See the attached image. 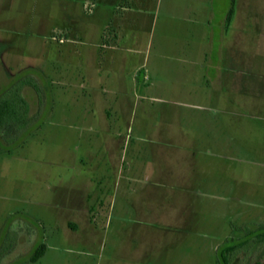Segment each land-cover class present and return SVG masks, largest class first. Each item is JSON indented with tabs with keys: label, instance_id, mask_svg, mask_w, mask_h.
Here are the masks:
<instances>
[{
	"label": "rangeland",
	"instance_id": "rangeland-1",
	"mask_svg": "<svg viewBox=\"0 0 264 264\" xmlns=\"http://www.w3.org/2000/svg\"><path fill=\"white\" fill-rule=\"evenodd\" d=\"M112 1L130 47L99 74ZM143 3L0 0V95L38 84L36 118L0 146V264H217L243 240L230 264H264L247 233L264 227V0ZM226 10L240 52L206 63L185 18L217 32Z\"/></svg>",
	"mask_w": 264,
	"mask_h": 264
},
{
	"label": "crops",
	"instance_id": "crops-1",
	"mask_svg": "<svg viewBox=\"0 0 264 264\" xmlns=\"http://www.w3.org/2000/svg\"><path fill=\"white\" fill-rule=\"evenodd\" d=\"M118 1H112L110 3V7L112 10V14H111V18H110V25L111 29L109 32V36L110 38H113L114 40L107 42V40L105 41V43L102 42L103 40V32L105 30L106 27H104L101 30L98 42H97V47H96V52L99 53V59H100V65H96L99 71V74L101 71H103V69L107 66H113L114 64H118L119 62H123L125 56L121 55V59H117V53L121 50H123V48H125L124 50L126 51L127 48H129V44L128 42L126 43L127 39H131V35L130 34V27H131V20L129 19L130 17L128 16L127 13L130 12V8L128 5L124 4V5H120L121 8H119ZM148 4V0H144V3L142 6L146 7ZM227 13V14H226ZM228 11L226 10V12L224 13V15L219 19L218 21V27H217V32H214L212 30V26L210 25L211 22L213 21V15L209 14L208 15L204 14H198L197 12L193 11V17L191 19H187L185 18V22H189L190 24L193 25V29L197 30L200 29V31H202V36L208 40V50L206 49L204 52H201L204 54V61H206V63L209 61V63H212V55H216L215 59L219 57V54H221L222 50L225 49L226 53L225 55L227 57H229V55H232L231 58H233L234 54H239L240 50H239V40H240V34H241V27L242 26H236V30L233 31V33L231 34L230 32V24L231 23V17H228ZM129 17V18H128ZM133 18V17H132ZM200 18V19H199ZM236 17H234V19L232 20V22H237L238 19H235ZM238 18V17H237ZM188 23V24H189ZM108 24V25H109ZM213 41H216L217 44H214ZM107 44H109V46H106ZM106 46V47H105ZM207 46V47H208ZM121 47V48H120ZM193 50V49H192ZM129 51V50H127ZM184 53H180V49L178 50L179 53V58L180 60L183 61H189V59L191 58V56H193L191 53L190 58L189 56H187L186 54H190L188 50H184ZM184 55L185 57H182L180 55ZM209 56V57H208ZM230 58V57H229ZM208 59V61H207ZM140 67H144V65L142 64ZM141 68V69H142ZM144 77V75H143ZM116 86H120L119 87V92L122 91L120 88L122 86V82L121 80H118V78L112 80V83ZM115 101H117V99H115Z\"/></svg>",
	"mask_w": 264,
	"mask_h": 264
},
{
	"label": "trees",
	"instance_id": "trees-1",
	"mask_svg": "<svg viewBox=\"0 0 264 264\" xmlns=\"http://www.w3.org/2000/svg\"><path fill=\"white\" fill-rule=\"evenodd\" d=\"M231 16V10L228 17ZM30 87L34 91L37 90L38 84L32 77L21 79L10 86L7 93L0 95V146L9 145L12 138L19 135V132L24 131L34 118L30 119L29 104L23 96V89ZM40 103V102H39ZM40 106V104H39ZM12 136V137H11ZM249 235H253L259 243L264 241V227L259 226L252 231L247 230ZM247 234V235H248ZM245 240L228 244L217 249V264H230V256L233 252L243 246ZM45 251L44 244L38 245L29 259L30 262H35Z\"/></svg>",
	"mask_w": 264,
	"mask_h": 264
}]
</instances>
